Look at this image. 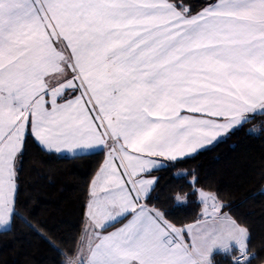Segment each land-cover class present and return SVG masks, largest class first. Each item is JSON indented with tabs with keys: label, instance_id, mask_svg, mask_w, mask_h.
<instances>
[{
	"label": "snow or ice",
	"instance_id": "1",
	"mask_svg": "<svg viewBox=\"0 0 264 264\" xmlns=\"http://www.w3.org/2000/svg\"><path fill=\"white\" fill-rule=\"evenodd\" d=\"M261 113L264 0H211L195 14L186 0H0V226L32 227L16 197L28 139L106 153L86 251L61 264H251L249 230L217 195L174 197L205 205L186 227L149 204L154 171Z\"/></svg>",
	"mask_w": 264,
	"mask_h": 264
},
{
	"label": "trees",
	"instance_id": "2",
	"mask_svg": "<svg viewBox=\"0 0 264 264\" xmlns=\"http://www.w3.org/2000/svg\"><path fill=\"white\" fill-rule=\"evenodd\" d=\"M186 2L195 14L211 0ZM259 126H264V113L245 120L234 134L154 171L158 184L149 204L184 226L201 217L203 203L198 195L183 202L174 197L198 189L217 195L224 211L249 230L251 264H264V128ZM103 159L104 153L49 152L28 139L17 163L16 197L32 227L18 220L0 232V264H61V253L78 250L90 184ZM214 259L227 264L221 255Z\"/></svg>",
	"mask_w": 264,
	"mask_h": 264
},
{
	"label": "crops",
	"instance_id": "3",
	"mask_svg": "<svg viewBox=\"0 0 264 264\" xmlns=\"http://www.w3.org/2000/svg\"><path fill=\"white\" fill-rule=\"evenodd\" d=\"M257 128V127H256ZM262 128H264V126H259V129H262ZM224 138V137H223ZM222 139V138H221ZM219 141V140H218ZM217 141H215V142H213L212 144H214V143H216ZM212 144H210V145H208L207 147H209V146H211ZM206 147V148H207ZM203 149H205V148H202V149H200V150H203ZM200 150H198V152L200 151ZM52 152H55V151H52ZM55 153H57V152H55ZM91 153H95V152H91V151H89V152H83V151H79V150H77V151H75V152H72V151H68V150H62L61 152H59L58 154H61V155H67V156H78V155H85V154H91ZM105 158H106V153H104V159H103V162H104V160H105ZM159 159H163V158H159ZM103 162L101 163V165H100V167L98 168V170H97V172L99 171V169L102 167V165H103ZM167 165V164H166ZM165 165V166H166ZM165 166H163V167H165ZM162 167V168H163ZM97 172L95 173V175L93 176V178H92V181H93V179L95 178V176H96V174H97ZM151 178H153V179H155V178H157V176L156 175H154V174H152V177ZM92 181H91V183H92ZM263 190H264V188H263ZM16 192H17V182H16ZM90 197H91V184H90V189H89V199H88V202H87V206H88V204L90 203ZM211 204H212V201H208V206H209V209H210V206H211ZM86 206V211H85V225H84V228H83V232H82V234H81V238H80V242H79V247H78V250H80L82 247H83V249L86 251V234H89L90 233V229H89V227H88V207ZM150 206V205H149ZM150 207H152V206H150ZM204 207H205V205L203 204V209H204ZM203 209H202V212H203ZM226 214H228V215H230L232 218H234L232 215H231V213H229L228 211H224ZM199 219H203V217H202V215H201V217L199 218ZM235 219V218H234ZM197 221V220H196ZM196 221H194V222H191V223H189V224H186V225H184V226H177V225H175L176 227H186V226H188V225H193V224H195L196 223ZM121 225L120 224H117V225H115V227H120ZM11 227V225H8V226H0V232L1 231H5V230H8L9 228ZM113 230H115V228H109L107 231H113ZM185 239L186 240H190V237H188L187 235H186V237H185ZM77 250V251H78Z\"/></svg>",
	"mask_w": 264,
	"mask_h": 264
},
{
	"label": "rangeland",
	"instance_id": "4",
	"mask_svg": "<svg viewBox=\"0 0 264 264\" xmlns=\"http://www.w3.org/2000/svg\"><path fill=\"white\" fill-rule=\"evenodd\" d=\"M198 190H202V189H198ZM199 198V197H198ZM200 200V199H199Z\"/></svg>",
	"mask_w": 264,
	"mask_h": 264
}]
</instances>
